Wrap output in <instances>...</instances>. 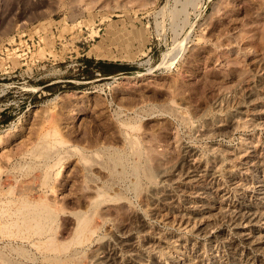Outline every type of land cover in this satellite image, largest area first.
Here are the masks:
<instances>
[{
	"label": "rangeland",
	"instance_id": "obj_1",
	"mask_svg": "<svg viewBox=\"0 0 264 264\" xmlns=\"http://www.w3.org/2000/svg\"><path fill=\"white\" fill-rule=\"evenodd\" d=\"M181 7L177 0H0V254L6 252L5 256L25 264L26 261L27 264H54L55 259L59 262L56 264H67L64 263L66 260L68 264L74 261L75 264L79 261L85 264L91 249L96 247L94 242L126 222L124 216L117 213L121 207L144 210L131 189L133 178H127L129 172L116 181L117 185L114 183V188H119L116 190L114 184L108 182L109 175L106 174L110 172L96 164L98 160L107 159L104 156L109 152L107 148L123 151L129 163L137 154L128 148L133 151L138 148L142 158L147 156L148 166L151 165V169L158 173L170 169L177 162L183 147L208 154L214 145L230 149H238V146L251 141L264 145L261 142L264 141L263 124L262 127L261 124L239 127L232 136L227 132L202 135L191 131L190 127L194 123V126L203 125L205 114L216 110L218 104V109L230 105L235 93L256 75V63L264 52V0H204L194 11L188 7L186 13ZM161 108L169 109L161 111ZM174 109L177 110L172 112ZM181 111L184 118L187 116L191 121L185 120ZM127 136L137 143L135 147ZM46 142L50 148L58 147L59 152L54 148L52 150L56 153L43 159L37 151ZM88 154L92 162L86 161ZM45 158H48L47 162ZM51 162L52 165L49 164ZM46 167L51 169L46 171ZM102 171L108 179L102 178ZM86 173L92 174L91 179ZM85 177L89 180L86 184L95 178L93 183L90 182L93 184L89 185L91 188L88 184L89 188H86ZM99 184L101 189L106 187L107 194L112 193L110 196L114 195V190H123L130 198L129 202L119 203L101 196L104 202H99L100 207H96L88 223L89 227L96 228L100 220L98 229L101 230L97 229L87 245L77 246L76 257L69 256L73 252L70 250L68 256H61L62 262L55 257L51 262L50 258L52 260L55 253L49 247L50 241L62 243L72 239L75 220L69 211L76 207L87 209L100 188ZM92 187L93 193L89 190H93ZM235 189L232 187L230 191L235 193ZM89 193L93 197L85 195ZM86 196L90 199H84ZM39 202L49 205L54 213L55 221L51 220V224L46 226L47 230L51 227L50 233H46L47 230L38 233L34 227L26 229L21 218L22 208ZM66 207L69 209L63 214ZM145 214L151 224H161L159 227L164 230L181 232L180 228L152 218L148 212ZM96 216L97 219L92 218ZM223 223L217 231H230L231 225ZM20 226V231L13 230ZM21 232L26 236L18 234ZM32 232H36L35 235ZM48 239L50 241L46 243ZM198 239L204 244L210 243L209 237ZM42 242L44 248L39 246ZM12 246L17 252L12 250ZM20 246L27 250L20 249ZM82 251L87 252V256L81 255ZM42 255L48 261L42 260L45 258ZM260 256L257 259H262V262L255 264H264V254Z\"/></svg>",
	"mask_w": 264,
	"mask_h": 264
},
{
	"label": "bare ground",
	"instance_id": "obj_2",
	"mask_svg": "<svg viewBox=\"0 0 264 264\" xmlns=\"http://www.w3.org/2000/svg\"><path fill=\"white\" fill-rule=\"evenodd\" d=\"M177 1L179 2V4L181 3V5H182L181 9H182L183 13L184 12L186 13L188 7L193 8V11H194L196 8H198L203 3L204 0H177ZM180 13H182V12H180ZM178 34H180V33H178ZM256 64H257L256 65V68H257L256 69L257 70L256 75L253 76L251 79H249L246 82V84L243 85L235 93L236 94L235 96L233 95L234 97L232 98L233 99L232 103L230 102L231 101L230 100L229 101L231 103L230 105L223 104V105H226V107L221 108L219 106L220 107L219 109H218V105H219L218 104L216 110L213 108L214 111H208L207 114H205L204 124L194 126L195 125V123H194L193 126H190V127H192L191 131L195 130L199 134L201 132L202 135L203 134L205 135L206 133L207 134L208 133H211V134L217 133L218 134L219 132H222V133L227 132L228 135H230V133H231L230 136H232V132L234 130L238 129L239 127H243L246 125H251L248 127H252V126L257 127L256 124H259V125L261 124V127H262V124L264 125V52L262 53V58L260 57V60ZM219 102H221V100ZM173 108H171V109H173ZM215 108H216V106H215ZM161 109H163L161 111H164L165 108H161ZM168 109H167V111H168ZM124 110L125 109H123V110L121 109V111H124ZM176 110L174 109L171 111L174 112ZM178 110H180V109H178ZM158 111H159V109H158ZM181 113H182V111H181ZM120 114H123V113H120ZM124 114H125V112H124ZM169 115H170V113H169ZM177 115H179V113H177ZM182 115H183V113H182ZM150 116H151V114H150ZM182 117L184 118V115ZM182 117H180V120L189 119V121H191L190 118L187 116H185L184 119ZM176 118H178V116ZM185 120H184V122L186 123ZM118 122H119V119H118ZM118 125H120V124H118ZM121 125H122V121H121ZM124 126H125V123H124ZM127 127H129V126H127ZM182 129H183V127H182ZM124 131H125V129H124ZM126 133L128 135V132H126ZM124 135H125V133H124ZM130 135H132V133H130ZM224 135H226V134L224 133ZM128 138H126L125 140H127ZM122 140H124V139H122ZM134 140H135V138H134ZM191 140H193V139H191ZM245 140L247 141V139H245ZM256 140H258V139H256ZM132 141H133V139L129 140V142H132ZM243 141H244V139H243ZM61 142L64 143V141H61ZM247 142H249V140ZM261 142H264V141H261ZM47 143L48 142H46L45 145L41 144V145H43V147H41L37 151V153L39 155H41V157L43 156V159H44V157H49V156L51 157L53 155V153H56V151L52 150L55 147L50 148L49 147L50 144L48 143L49 144L48 145ZM59 143H60V141H59ZM133 143L135 145H133ZM183 143H184V141H183ZM136 144L137 143H135L134 141L132 142V145L134 147L136 146ZM261 144L254 143V141L253 142L251 141L250 143H247L245 145L243 144V146L241 145V147L238 146L239 147L238 149H230V148H226L223 146L219 147L220 145H218V146L214 145V147H212L213 146L212 145L211 146L212 148L210 149V152L208 154H203V153L199 152L200 150L197 151V150L189 148V147H185V148L183 147L181 150L180 157L177 158L178 159L177 162H175V164H173L170 169H167L164 171L161 170V172H158V173L154 172L151 169V167H150L151 165L148 166L147 161H145L147 156L144 155V156H146L145 159L142 158L141 153L138 150V148L134 149V147H132L134 149V151L131 150L130 148H128L130 150V152L132 151V152H135L137 154V157H135L136 155L134 156L135 160H133L132 162H131V160H129L130 163L128 162L129 158H127V156L125 155V153H123V151H121L119 149L110 151V149L107 148L109 150V152L107 153V155L104 153L105 154L104 156L105 157L107 156L106 157L107 159L102 158L103 160H98L99 158H97L98 162H96V164L98 163L100 166L105 168V170L107 169L108 173L109 172L111 173V174L110 173L106 174L107 176L109 175V179H108L107 176L106 177H104L105 175L103 176V171H102V174H101L102 178L103 177H104V179L107 178L108 182L111 183V185L114 183L117 185L116 181H118L119 178L123 179V177H125V175H128V172H129V174L132 175L133 177H130V175H129V177H127V176L126 177L129 179L133 178V182H131L130 180L129 181L132 183L133 188H131V189L134 191L133 192L134 196H136L137 199L140 200V202L143 204V206L145 208H144V210H142L143 208L141 209L140 207H139L140 209L139 208L135 209V208H132L129 206H126L128 208H125L124 206L121 207L117 211V213L121 214L122 217L124 216L123 218H125L124 221H126V222L122 223L118 227L117 230L113 231L112 233L110 232L111 234L109 232H107V233H109V235H102L99 238L97 237L98 239L94 242V245H96V247L94 246V248H92L93 250L90 248L92 252L88 256H87V254H85L87 252L84 253L82 251L83 254H81V255L87 256V262L85 264H255L257 261L262 262V259L261 260L257 259V258L262 257V256H260L261 254H264V145H261ZM126 145H125V147H126ZM209 145H211V143ZM53 146H55V145L53 144ZM120 147H121V149L123 148V146H120ZM69 148H67V150ZM94 148L95 147H93V149ZM111 148H113V147L111 146ZM197 148H198V146H197ZM56 150L57 151L59 150L58 147ZM65 150H64V152H65ZM67 150H66V152H67ZM81 152H82L81 154L83 155V151H81ZM62 153H63V151H62ZM87 153L88 152L86 151V154ZM81 154H80V156H81ZM127 154L130 155V153H127ZM166 155H168V154H166ZM84 156H86V155H84ZM90 156L91 155L88 154V158L85 157L86 161H87V159L89 160ZM94 156L98 157L96 154H94ZM56 157H59V156H56ZM96 157H93V158L95 159ZM176 157H178V156H176ZM59 158L61 160V154H60ZM81 158H83L85 160V158L83 156ZM45 159H46L45 161L47 162L48 158H45ZM174 159H175V157H174ZM174 159H173V161H174ZM90 160H89V162L93 161L92 159H90ZM169 161H167V162H169ZM52 162H54V160ZM52 162L49 164L52 165ZM82 163H84V161ZM170 163H171V161H170ZM45 164L47 166L49 165L48 163H45ZM150 164H151V162H150ZM154 164H153V166H154ZM46 165H44V166H46ZM80 166H81V164H80ZM85 166H86V164H85ZM85 166H83V167H85ZM94 166H96V165H94ZM165 166H167V165H165ZM51 167L49 169H51ZM88 167L91 168L92 166L91 167L88 166ZM117 167H121L122 169L119 168L120 170L118 171ZM47 168L48 167H46V169ZM49 169H47L46 171H48ZM95 169L96 168H93V170H95ZM44 170H45V168H44ZM99 170L100 169H98V171ZM86 172H88V169L86 170ZM44 173L49 174L50 171H49V173L48 172H44ZM44 173L42 174L43 180H44V176H45ZM96 173H98V172L96 171ZM47 174H46V176L50 175V174L49 175H47ZM86 175H88V174L86 173ZM99 175H100V173H99ZM90 176H89V178L91 179ZM98 177H101V176H98ZM95 178L97 179V177H95ZM84 179H86L84 181V183L87 182L88 178L85 177ZM93 180H90V182L92 181V183H93ZM104 181L106 182V180H104ZM90 182H89V184L87 183L88 186L90 184H92ZM87 184H86V188L88 187ZM94 184H95V181H94ZM101 184L103 185L104 183H101ZM101 184H99L100 188H99L97 194L95 193L96 191L94 192L98 197L96 198V195H95L93 200H91L89 202V205H87V209L84 210L80 207L77 209V207H76V209H73V211H69L70 215H72L71 218L74 217V220H75L72 239L70 238L71 239L70 240L67 237L70 241H68V242L63 241L62 243L61 242L53 243L52 240L50 241L49 239L47 242L45 241L46 243H48L50 241L51 244L49 243V247L55 253V255L52 256V260L50 258L51 262L55 258H59V260L61 259V262H62L61 256L62 255L68 256L70 250H72L73 252L70 253L69 256H71V254H72V256L76 257L77 256L76 252H78L77 246L78 245L81 246V245L86 244V242L90 241V239H92L94 237L98 227L101 224H100V220H99V222L97 221L99 224L98 227H96L97 225L95 226L96 228L89 227V224H90L89 222H91L90 217L93 213H95L96 207L98 205L102 204L101 201L104 202V200H103L104 196H105L106 200H113V201L119 202V203L120 202L121 203L122 202L123 203L129 202L130 198H127V195L124 194L123 190H121L122 192H120V191L116 192V190L119 189V188H116L117 186L115 187L116 190H114L115 191V193H113L114 195L110 196V195H112V193H109V191H108V193L110 194L109 195L106 192L107 184L106 185L104 184L106 186L105 189L104 188L101 189ZM115 184L113 185V188H114ZM108 187H109V184H108ZM119 187H120V184H119ZM126 187H128V186H126ZM232 187L236 188L235 190H237V191L235 193L230 191V188H232ZM94 188H95V186H94ZM94 188H93V190L92 189H89V190H91V192H92V191H94ZM123 188H124V186H123ZM97 189H98V185H97ZM127 190H129V188ZM124 191H126V190H124ZM85 195H87L88 197L91 196L90 193H89V195L88 194H85ZM87 196L84 199H86ZM101 196H103L102 199L100 198ZM91 197H93V196H91ZM107 198H110V199H107ZM84 199L82 198V200H84ZM87 199H90V198H87ZM99 199H101V200H99ZM77 201H81V200H77ZM88 201H87V203H88ZM81 203H82V201H81ZM125 205H128V204H125ZM133 205H135V204H133ZM19 206H24V205L20 204ZM98 207H100V206H98ZM108 207H110V205ZM111 207H112V205H111ZM17 208H19V207L17 206ZM83 208H85V207H83ZM104 208H102V209H104ZM114 208L116 209L115 205H114ZM20 209H21V207H20ZM60 209H62V208H60ZM66 209L68 210L69 208L66 207L65 210L63 211V214H64V212L66 213ZM110 209H109V211H110ZM17 210H19V209H17ZM17 210H15V211H17ZM21 210H22L21 211L22 212L21 218H23V221L25 222L26 229H27V227H34L35 228V229L33 228L34 231H36L38 233H44L47 230L46 226L51 224L50 221L51 220L55 221V219L53 218L54 213H53L52 209L49 207V205L47 206V204H44L42 202L41 203L40 202L35 203V204L32 203V205L31 204L26 205L25 208L24 209L22 208ZM60 211H62V210H60ZM105 211H107V210H105ZM113 211H111V212H113ZM97 212H98V208H97ZM97 212H96V214H100ZM147 212L150 213L152 218L161 219L165 223H167V225H172L173 227L180 228L181 232H178V231L174 232L172 230L170 231L167 229L164 230L161 228L162 226L159 227V225H161V224H159V225H156V224L153 225V223L151 224V222H149V220H148V216L145 214ZM14 213H16V212H14ZM14 213H12V214H14ZM58 214H59V212H58ZM107 214H108V212H107ZM116 214L113 213L112 215L119 217V214L118 215H116ZM112 215H110V216H112ZM16 216H17V214H16ZM98 216H100V215H98ZM104 216H105V214H104ZM57 217H60V216L58 215ZM16 218H15V220H16ZM92 218L97 219V216L92 217ZM114 218H113V220H115L117 217L115 219ZM96 219H95V221H96ZM120 219H122V218H120ZM12 220H13V218H12ZM107 220H109V219H107ZM7 221H9V220H7ZM223 222H227L231 225L230 231H226V230H225V232H218L217 231L218 226L220 224H222ZM65 224H64V226H65ZM95 224H96V222H95ZM8 225H10V222ZM11 225H12V223H11ZM5 226H3V228ZM17 226H19V224H17ZM14 227H15V225H14ZM54 227H52V228L54 229ZM7 228H8V226H7ZM20 228H22V227L20 226L18 229L13 228V230L15 229L17 232V230L18 231L21 230ZM49 228L51 229V227H49ZM49 228H48V230H49ZM56 228L57 227H55V229ZM62 229H64V228H62ZM69 229H70V227H69ZM70 230H72V229H70ZM49 231L46 233H50ZM67 231H64V232L68 233ZM109 231H110V226H109ZM182 231H183V233H186V234H183ZM215 231H217L218 233H215ZM36 232H34V233L32 232V234L35 235ZM53 232H51V234ZM55 232H57V231H55ZM60 232H61V230H60ZM100 232H102V231H100ZM22 233L23 232L18 233V234H22ZM25 233H26V231H25ZM70 233H72V232H70ZM16 234H15V236H16ZM30 235H31V233H30ZM41 235L44 236L43 234H41ZM55 235H57V234H55ZM60 235H62V232L60 233ZM23 236H26V235L24 234ZM31 236H33V235H31ZM28 237H29V234H28L27 238ZM62 237H63V235H62ZM198 237H207V238L209 237L210 243L208 242V244H204L198 239ZM15 238H17V237H15ZM18 238H21V236ZM47 238H46V240H47ZM28 239H27V241H28ZM39 239L40 238H38V240ZM43 239H45V238H43ZM62 239H64V238H62ZM14 241H16V240L14 239ZM31 241H33V240H31ZM59 241H62V240L60 239ZM33 242H35V240ZM91 242H92V240H91ZM36 243L34 244V246L36 245ZM43 244H44V242H42V244H40L39 246L42 245L44 248ZM10 245H11V243H10ZM31 246H33V245H31ZM11 248L13 251L15 250L14 249L15 247L13 248V246H12ZM21 248L22 247L20 246V249ZM34 248H36V247H34ZM50 248H49V252L51 251ZM25 249H23V250H25ZM28 249H31V248H28ZM23 250H21V251L23 252ZM38 250H40V249H38ZM38 250H36V252ZM41 250H43V249H41ZM15 251L17 252V249ZM18 251H19V249H18ZM30 251H32V250H30ZM1 252L3 253V251H1ZM22 252H21V255H23ZM5 253L6 252H4V255L0 254V261L2 262V264H25L24 262H20L15 258H10V256H7V255L5 256ZM25 253H26V251H25ZM41 253L42 252H40V254ZM8 255H10V254H8ZM17 255H19V254L16 253V256ZM12 256L13 255H11V257ZM42 256H44V255H42ZM34 257H35V254H34ZM53 257H55V258L53 259ZM26 258H28V257H25V259ZM67 258H69L68 261H70V257H67ZM29 260H31V259H29ZM42 260H46V257L44 259L42 258ZM78 260H80V259H77V261ZM81 260H82V258H81ZM46 261H48V260H46ZM54 261L57 262L58 260L55 259ZM56 262H54V264H56ZM57 263H59V262H57ZM64 263L68 264L67 260ZM76 263H78V262H76ZM83 263L84 262L80 263V261H79V264H83ZM26 264H27V261H26ZM73 264H75V261Z\"/></svg>",
	"mask_w": 264,
	"mask_h": 264
}]
</instances>
